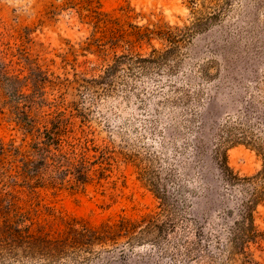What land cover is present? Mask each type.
Returning a JSON list of instances; mask_svg holds the SVG:
<instances>
[{
    "label": "rangeland",
    "instance_id": "obj_1",
    "mask_svg": "<svg viewBox=\"0 0 264 264\" xmlns=\"http://www.w3.org/2000/svg\"><path fill=\"white\" fill-rule=\"evenodd\" d=\"M263 102L264 0H0V264H264V200L232 241L217 168L262 169L236 120Z\"/></svg>",
    "mask_w": 264,
    "mask_h": 264
},
{
    "label": "trees",
    "instance_id": "obj_2",
    "mask_svg": "<svg viewBox=\"0 0 264 264\" xmlns=\"http://www.w3.org/2000/svg\"><path fill=\"white\" fill-rule=\"evenodd\" d=\"M143 35L144 33H141V36ZM153 52L155 53L156 50L154 49ZM139 59L140 61H153L155 56L148 59ZM246 104L247 106L245 105V107L238 110L239 115L236 120L241 129L240 138L242 139L240 140L245 142L247 140L251 144H255L256 149L261 151L263 155L262 169L255 175L240 178L228 167L223 157L217 161L218 173L225 187L240 185L241 188L246 189L240 200L239 219L233 222L234 226L228 231V234H231L232 241L243 243L256 236L253 212L256 206L264 200V102L259 106H254L250 103ZM83 167L84 164L82 162H78L75 165L77 176L83 175ZM76 179L80 180L79 177H76ZM160 199L165 200V197H160ZM136 225L132 221L121 219L118 223L113 225L105 224L98 229H90L83 226L79 229H74L76 235L74 242H76L77 247L116 242L120 237H130L132 229ZM41 242L43 245L40 250L43 251L49 247L50 250L47 249L44 252L53 255L58 253V247L62 241L41 239Z\"/></svg>",
    "mask_w": 264,
    "mask_h": 264
}]
</instances>
